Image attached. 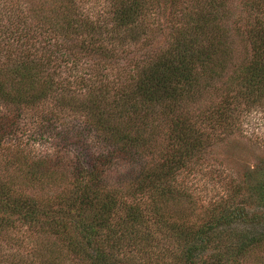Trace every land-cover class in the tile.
<instances>
[{
  "label": "trees",
  "instance_id": "1",
  "mask_svg": "<svg viewBox=\"0 0 264 264\" xmlns=\"http://www.w3.org/2000/svg\"><path fill=\"white\" fill-rule=\"evenodd\" d=\"M167 1L176 8L179 5V0ZM185 1L189 6H180L188 13L179 19H173L171 10L172 32L165 48L140 62L133 60L132 48L127 45H138L139 37L146 33L139 18L148 13L147 0H109L105 16H98L96 22L86 18L63 19L58 27L64 35L62 44L52 33L42 37L38 32L42 26L37 30L38 24L26 25L28 19L36 23V15L20 16V33L15 27L5 40L0 33V104L33 109L54 93L58 107L79 112L83 117L81 123L99 128L102 141L105 140V148L91 154L90 162H84L83 155L75 156L70 163L71 181L56 197L47 196L54 193L52 190L43 197L26 196L22 191L16 196L0 184V236L12 228L13 221L20 220L29 230L53 236L58 243L44 251L47 255L36 259L35 264H54L50 255L58 251L71 254L77 264H146L137 263L132 252L142 254L143 249L153 247L168 253L169 264L264 261L263 158H258L247 171L240 172L238 167L240 177L235 178L231 195L210 209L200 223L185 221L188 214L181 205L185 196L175 185L180 174L192 168L205 151L213 156L220 143L230 142L227 140L232 138L239 119L235 108L249 98L264 96V24L258 18L249 23L245 41L250 51L246 50L238 59L234 57L231 37L238 34L239 28L235 26L232 31L225 24L234 16L233 13L230 17L227 0ZM69 7L66 4L62 9L70 13L73 9ZM250 7L261 11L260 4ZM241 9L246 10L243 6ZM78 29L87 31V41L83 38L76 42ZM96 30L102 31L103 36L98 34L101 37L96 38ZM156 33L159 34L154 29L152 37ZM54 36H58L56 30ZM44 37H48V43ZM153 39H145L147 46L152 45ZM70 41L76 57H95L101 48L103 59L108 62L126 54L131 68L126 72L128 84L118 89L115 99L92 95L84 101L77 100L71 84L87 83L92 65L82 69L81 79L75 74L73 81L56 80L54 74L44 73L48 67L55 68L51 65L52 55L37 56L32 48L36 49L39 42L42 46L38 49L61 50ZM122 46L126 48L120 49ZM76 57L68 58L66 63L71 60L77 64ZM11 61L16 63L10 65ZM107 65L104 63V67ZM230 67H235L232 76L228 73ZM205 97L208 104H203ZM6 107H0V143L14 136L22 112L19 115ZM11 111L14 115H10ZM50 113L41 115L40 129H55L53 123L57 118ZM152 124L153 131L148 132L146 126ZM162 126L166 128L164 146L158 144L160 133L155 130ZM25 133L21 129L20 139ZM40 137L41 134L32 141ZM45 161L37 158L27 167L29 157L20 159V189L24 186L27 190H43L47 184L53 187L59 170L46 166ZM112 162L124 165L126 170L119 181L103 184L100 179ZM64 179L60 175V181ZM141 201L150 203V213ZM171 206L178 209L176 215L167 214ZM155 241L161 246L155 245ZM32 257L37 255L21 256L20 264H32ZM2 262L18 261L6 258Z\"/></svg>",
  "mask_w": 264,
  "mask_h": 264
},
{
  "label": "rangeland",
  "instance_id": "2",
  "mask_svg": "<svg viewBox=\"0 0 264 264\" xmlns=\"http://www.w3.org/2000/svg\"><path fill=\"white\" fill-rule=\"evenodd\" d=\"M27 1L29 3L26 5ZM227 2L231 7L232 14L230 17L233 13L234 16L225 24L227 27L231 26L232 31H235L233 30L235 26L236 29L239 28L238 34L233 33L231 39L234 57L241 59L246 50L250 51L248 42L245 41L246 29L250 25L249 23L258 18L264 24V0H227ZM109 3V0H0V33L3 35L2 40H5L15 27H18L20 33V20H18L20 16L36 15L38 21L35 23L31 19H28L26 25H29V22L31 24H38L37 30L42 26V29L38 30V32L41 31L42 37L52 33V37L56 38L59 44H62L61 38L64 35L58 27L62 24L63 19L86 18L96 22L98 16H105L104 12L109 9ZM146 3L149 6L148 13L144 17L139 18L146 33L139 37L140 41H138V45L134 47L133 45H127V48H132L131 57L133 60L139 62L145 59V56L148 57L151 53H156L158 49L165 48L170 32H172V28H169V23L173 18L172 12L173 19H179L182 14L188 13V10H182L181 6H189L185 0H179L177 8L169 5L167 0H147ZM66 4L73 11L70 13L65 12L62 8ZM254 4H260L261 11L250 7ZM242 6L246 10L241 9ZM189 10L192 12L191 8ZM15 11L17 16L14 14ZM154 29L159 34L157 35L156 33V36L152 37ZM55 30L58 32V36H54ZM161 30L164 31L160 32ZM96 31H98L94 32L96 38L103 36L102 31ZM76 34L77 43L80 40H88L86 37L87 31L78 29ZM90 35H92V32ZM148 38H154L153 43L151 42L152 45L147 46L145 39ZM43 39L48 43V37H44ZM53 41H50V43H53ZM144 42L146 43L145 45ZM41 46L38 42L37 48H32V50H36L37 56L52 55L50 56L51 65L54 64L55 68L48 67L44 73L47 76L54 74L56 80L73 81L75 74L81 79L82 69H85L86 65H92V72L87 77L89 80L87 83L85 81L84 85H80V83L71 84L72 88L75 89L74 95L77 100L84 101L91 98L92 95L93 97L96 96L105 100L115 99L117 91H119L118 89L128 84L126 72L131 68H129V59L125 58L126 54L122 53L121 57L118 55L108 62L103 59L102 48L101 51L98 50L99 53L95 54V57H87V55L76 57L77 52L73 50L74 45H72L71 41L65 42L62 46L65 48L61 50H56L53 45H51L53 48L48 51L38 49ZM125 46H122L120 49L126 48ZM64 51H67L68 55L63 54L62 52ZM69 52H73V56ZM247 55L250 56V52H247ZM70 57L71 60L73 57L78 58L79 62L72 64L70 60L67 64L66 60ZM13 63L16 62L11 61L10 65H13ZM104 63L108 64V68L104 67ZM74 67L76 68L73 70L72 68ZM234 70L235 67L229 68L228 73L230 76L233 75ZM83 78L85 79L86 76H83ZM55 95L53 93L52 96L44 98L33 109H26L24 106L16 107L3 102L0 104L2 109L4 106H9L6 108H11L13 112L19 115L20 110L22 111L18 120V130L14 132V136H10L0 143V184L9 187L16 196H20V191H22L26 196L43 197L48 191L52 190L54 193L47 196L54 195L56 197L61 194L60 190L65 188L71 181L70 163L76 158L75 156L83 155L85 157L83 161L90 162V158L88 159V157L91 154L105 148V140L102 141V132L99 131V128L88 124L83 125L81 123L83 117L79 112L58 107ZM208 101L205 97V103L203 104H208ZM235 110L236 113H239V119L236 130L231 135L232 138L227 140H230V142L228 144L226 141L220 143L216 149V153H214L215 157L214 155L211 156L212 153L210 151H205L201 158L194 161L193 167L184 170L175 182V185L185 196L181 205L183 206V212L189 216L186 217V222L188 220H191V223L202 222L210 209L222 204L231 195L235 178L240 177L236 172L238 167L241 169L240 172L247 171V168L251 167L250 165L255 164L256 160H259L258 158L264 159V96L256 100L249 98L247 101L242 102V105L235 108ZM12 111L10 115H14ZM49 113L57 118L53 123L55 129L51 127L45 131V129H40L38 124H40L41 115H48ZM153 126V124L146 126V130L148 132L153 131ZM144 127L139 126L137 128L143 129ZM21 129H25L26 133L20 139ZM155 130H159L158 134L160 133L157 138L158 144L164 146V140L166 139L165 126ZM40 134L41 137L38 140L32 141ZM25 157H29L27 167H30L32 161L38 158L46 160V166H50L51 169L59 170L56 173L58 177H52L55 180L53 187L47 184L43 190H27L24 186L20 189V179H22V174L20 175V159ZM237 158L241 159L237 161ZM229 160L237 162L229 163ZM84 166L88 167L86 163ZM110 166L106 171L105 177H101L100 179L103 184L107 182L108 184H114L119 181V177L126 170V167L120 163L115 164V162H112ZM61 170L68 172L65 175L64 171ZM60 175L65 178L64 182L60 181ZM142 203H144L142 206L150 213V203L141 201ZM177 212L178 209L171 206L167 214L176 215ZM3 218L5 217L3 216ZM10 220L12 221L14 218L11 217ZM12 223V228L0 236V264H9L2 262V259L5 260L6 258L12 262L18 261L17 264H20V258L25 254H30V256L37 255L36 258H31L32 264H35L37 262L36 259L43 257L46 254L43 252L50 250L53 243L58 244L53 236L33 232L28 229L27 224L20 220H15ZM155 245L160 244L155 241ZM20 246L23 250H20ZM38 250L41 251V254L37 253ZM132 254L136 258L137 263L169 264L171 262V257L167 255L168 253H163L161 248L157 247H153L152 250L143 249L142 254L139 251H134ZM48 255L50 254L48 253ZM50 256L54 257V264H77L71 254H62L61 251ZM260 257H263V255L261 254ZM253 262H255L253 264H256V260ZM257 264H264V261Z\"/></svg>",
  "mask_w": 264,
  "mask_h": 264
}]
</instances>
